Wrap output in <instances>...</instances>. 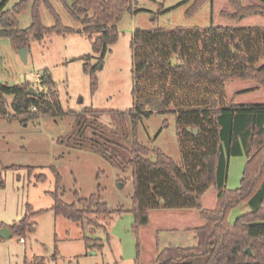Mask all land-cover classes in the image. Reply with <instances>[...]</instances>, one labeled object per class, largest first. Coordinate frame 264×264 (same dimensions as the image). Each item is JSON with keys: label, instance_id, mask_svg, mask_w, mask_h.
Returning a JSON list of instances; mask_svg holds the SVG:
<instances>
[{"label": "trees", "instance_id": "trees-1", "mask_svg": "<svg viewBox=\"0 0 264 264\" xmlns=\"http://www.w3.org/2000/svg\"><path fill=\"white\" fill-rule=\"evenodd\" d=\"M10 1L0 0V37H9L16 48H30L32 39L41 40L49 34L77 32L61 23L51 0H20L8 8ZM62 1L81 23L78 32L90 39L95 53L102 55L117 42L119 21L135 8V0ZM208 1L213 0H193L186 15L194 16ZM41 3L53 13L54 25H44ZM229 4L231 9H223L220 17L230 24L137 28L131 39L133 106L110 112L122 116L127 132L132 126V143L123 147V153H116L119 145L114 139L103 135L100 125H91V133L99 136L105 146L102 154L132 170L134 194L129 210L135 216L138 256L141 228L149 222L151 210L199 211L203 223L191 229L197 244L171 243L157 251L153 264H264V102L239 103L237 93L229 96L225 89L227 82L237 79H251L257 83L253 88H264V25L233 23L251 15L264 17V0L248 3L229 0ZM30 5L32 22L28 28H22L18 15ZM89 58L90 55L85 57L86 70ZM41 77L46 90L39 92L40 96L29 94L28 82L10 85L0 81V115L21 116L23 121L64 115L56 81L48 72ZM95 87L93 79L92 89ZM104 112L90 109L76 114L77 124L84 128L80 129L81 134L88 130L85 123L88 115L97 119ZM154 113L176 115L181 163L160 148L139 140V121ZM100 143L93 144L99 148ZM239 155L247 157L241 184L237 189H228L229 160ZM22 168L28 170L30 178L34 168L0 163V188L5 186L3 171ZM52 168L55 185L48 192L54 201L49 210L78 223L88 219L96 225L99 224L96 220L110 216L113 210L97 194L85 198L78 195L75 201L66 202L63 178ZM36 177L46 179L43 173ZM211 186L219 190L215 208L203 205ZM242 202H247L252 210L231 223L230 212ZM43 210L34 211L28 204L25 216L8 225L13 236L26 237L35 230L34 217ZM35 260V264H44L43 259Z\"/></svg>", "mask_w": 264, "mask_h": 264}, {"label": "rangeland", "instance_id": "rangeland-1", "mask_svg": "<svg viewBox=\"0 0 264 264\" xmlns=\"http://www.w3.org/2000/svg\"><path fill=\"white\" fill-rule=\"evenodd\" d=\"M19 1L11 0L7 7ZM260 1L242 0L243 3ZM51 2L60 15L61 23L74 27L76 33H54L41 40L32 39L26 60L22 59L20 49L11 43L9 37H0V81L10 85L28 82L42 92L46 88L41 76L48 72L56 81L65 110L64 115L33 117L26 121L21 116L7 118L0 115V163L3 166L18 164L34 168L22 199L26 210L28 204L34 211L44 209L35 215L36 228L26 236L28 259H43L44 264H153L157 251L171 243L183 246L197 244L193 233L183 228L186 222L180 211H171L162 220L156 217L157 210L153 209L150 225L141 228L138 256V237L133 226L135 216L129 210L134 194L132 170L121 167L116 159L104 156L102 139L91 130L92 126L100 125L103 135L111 137L119 145L116 153H123V147L132 143V126L127 132L128 129L122 125V116L110 112L129 110L133 106L131 39L137 28L230 24L220 17L223 9H231L229 0L208 1L191 17L186 15V10L193 0L187 3L185 0H135L134 10L126 12L118 23L120 34L117 42L104 55L95 53L90 39L78 32L82 28L81 23L69 13L64 1ZM31 5L18 15L22 28H28L32 22ZM40 10L44 25H54L56 19L44 3H41ZM233 23L264 25V17L251 15ZM87 55H90L89 70L85 68ZM93 79L96 81L95 89H92ZM256 85L251 79H237L227 82L225 89L229 96L237 93L236 101L239 103L264 102V88H253ZM90 109L105 112L97 119L88 115L85 120L88 130L82 135L80 129L84 128L77 124L76 114ZM138 125L141 142L160 148L182 162L174 113H154L143 117ZM88 136L94 139L91 141ZM94 141L100 143L99 148L93 144ZM246 162V156L230 158L228 189L240 186ZM52 166L63 178L62 192L66 202L75 201L78 195L85 198L97 194L113 210L110 216L95 219L99 222L96 225L88 219L78 223L49 210L54 201L48 192L55 185ZM7 171L2 173L5 188L12 181L9 175L6 178ZM41 173L46 175V179L38 180L36 176ZM218 194L219 190L211 186L205 193L203 205L215 208ZM119 209L122 210L120 213ZM251 210L247 202H242L230 212L229 221L233 223L238 216ZM19 237L9 239L21 243ZM4 254V251L0 253V260Z\"/></svg>", "mask_w": 264, "mask_h": 264}, {"label": "crops", "instance_id": "crops-1", "mask_svg": "<svg viewBox=\"0 0 264 264\" xmlns=\"http://www.w3.org/2000/svg\"><path fill=\"white\" fill-rule=\"evenodd\" d=\"M5 173H6V178L7 175H9L12 181L9 187L7 188L2 187L5 189L0 190V211L2 213L0 216V229L3 226L5 225L8 226L9 224L15 222V220L18 221L23 216H25L26 207L24 206L22 198L24 197L23 196L24 192L26 190V187L29 186L28 183L30 182L27 169L9 170ZM155 209L157 210L155 211L157 214L156 217H161L162 220L166 218V214L172 213L171 211L174 210L180 211L179 213H182L181 217H183L186 222L185 224L186 226H183V228L186 230L188 229L191 233H193L191 231L193 227L199 226L203 223L199 211L196 208H187V209L155 208ZM150 221L151 220L149 216V222L146 225H150L149 224ZM22 237L23 240L21 239ZM19 241L21 243H18V241L16 242L13 239L3 237L2 242H0V253L4 251L5 254L3 259L0 260V264H30L35 260V257L28 259L27 246H26L27 238L24 236H20ZM21 244L23 245L21 246Z\"/></svg>", "mask_w": 264, "mask_h": 264}, {"label": "water", "instance_id": "water-1", "mask_svg": "<svg viewBox=\"0 0 264 264\" xmlns=\"http://www.w3.org/2000/svg\"><path fill=\"white\" fill-rule=\"evenodd\" d=\"M27 53H28V48H21L20 49V54H21V57L23 60H26L27 59ZM29 94H33V95H36V96H40L39 94V91H37L33 86L29 88L28 90ZM195 132L197 133L198 132V129H195ZM0 236L2 237H5V238H10L13 236L11 230H9L8 226H3L1 229H0ZM249 252H251L250 248L247 249Z\"/></svg>", "mask_w": 264, "mask_h": 264}, {"label": "built area", "instance_id": "built-area-1", "mask_svg": "<svg viewBox=\"0 0 264 264\" xmlns=\"http://www.w3.org/2000/svg\"><path fill=\"white\" fill-rule=\"evenodd\" d=\"M33 109H35V107H33ZM21 239L23 240V237Z\"/></svg>", "mask_w": 264, "mask_h": 264}]
</instances>
